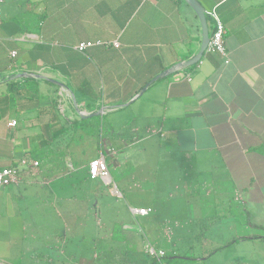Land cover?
Listing matches in <instances>:
<instances>
[{
  "label": "crops",
  "instance_id": "0c3cea01",
  "mask_svg": "<svg viewBox=\"0 0 264 264\" xmlns=\"http://www.w3.org/2000/svg\"><path fill=\"white\" fill-rule=\"evenodd\" d=\"M29 1L32 16L25 15L21 23L1 7L0 169L25 157L38 166L23 170L17 185L0 189L2 237L24 233L26 219L42 227L50 200L62 204L72 219L76 204L82 207L83 201L101 195L139 203L130 183L163 172L185 174L186 184L173 204L178 209L172 235L152 230L153 246L168 238L170 252L180 254L184 238L201 239L202 249L208 240L212 255L217 248L235 247L243 238L236 234L240 208H264V0H197L206 12L209 36L215 25L209 14L223 24L228 62L205 52L196 65L158 80L141 96L150 80L200 49L201 26L184 0ZM81 43L91 46L79 52ZM24 73L34 77H17ZM24 80L35 81L37 88L25 86ZM12 121L16 125L9 127ZM101 153L119 196L111 185L88 176V163ZM52 155L63 159L64 171L49 170ZM84 158L86 184L81 185L72 175ZM124 168L133 169L132 175L117 171ZM224 184L231 191L227 201L191 202L190 190ZM127 208L133 221L156 213L154 204ZM134 208L151 213L132 216ZM127 230L140 239L148 260L144 242L150 239L138 224H124L123 233ZM129 235L128 245H117L125 254L121 264H134L126 258L137 251ZM217 238L222 245L214 248ZM113 248L93 253V259L106 264L103 257L113 255ZM188 250L183 255L191 256ZM201 253L199 260L208 256Z\"/></svg>",
  "mask_w": 264,
  "mask_h": 264
},
{
  "label": "rangeland",
  "instance_id": "374dc122",
  "mask_svg": "<svg viewBox=\"0 0 264 264\" xmlns=\"http://www.w3.org/2000/svg\"><path fill=\"white\" fill-rule=\"evenodd\" d=\"M2 5L8 10L10 19L19 23H21L22 18L25 20L26 17L30 18L32 16L29 11L32 9V4L29 0H3ZM22 10H24V13L21 17L20 13ZM25 15L26 17H24ZM60 115L62 116L59 112ZM101 128L103 130L107 128L105 122H103ZM157 139L153 138L155 141ZM154 143L157 145L158 141ZM140 146L143 145L141 144ZM137 148L138 146H136ZM52 156L51 169L49 170L64 171L66 166L63 163V159L57 158V155ZM86 160L87 158L81 159L80 167H78L79 170L76 174L72 175L74 179L80 181L81 185L86 184L83 179L82 169ZM110 169L113 171V167H110ZM120 170H123L125 176H130L132 173L129 170L133 169L124 168L117 171ZM161 171H164V169H161ZM185 184L186 176L183 173L179 174V176L166 175L163 172L158 175L140 176L137 181L130 183V187L136 189V191H133L132 197L135 198V201H139V203L128 202L125 199L108 198L101 195L99 199L91 198L90 200L83 201L82 207L76 204L73 207V212L76 213L73 219L65 214V207L62 204L58 205L53 200H50L51 202H49L47 207L48 213L43 216L44 223L42 227L39 224L36 225V221L33 222L26 219L28 223L25 221L27 224H24V233H21L25 239L16 231L9 234V237H6V239L0 234V264H80L81 262L82 264H102L97 263L93 259L92 254L100 252L106 247L110 248L113 245L112 253L115 257L120 259L122 256L125 257V254H121L117 245H121L123 242L128 245L125 238L127 234H130L129 236L134 238L132 240L133 246L137 251L134 252L135 254L126 255V258L134 264L149 263L143 253L140 239L132 231L127 230L129 233H123V225L134 224L137 226L138 224L150 239V242H153L150 237L153 235L152 230L159 232L162 237L170 238L172 233L170 235L169 231L176 225L172 224V219L175 216V211L178 209L173 204L178 202V195L182 193V188H185ZM118 187L121 191L120 184H118ZM75 193L77 196H81L84 192ZM190 193L193 194L191 195V202L193 204L199 203L201 199L204 201L214 199L224 202L231 195L230 189L225 184L199 187V189L190 190ZM153 197L157 199L154 202H152ZM161 199H167L168 202H163ZM151 204L155 206L156 213L154 217L139 219L138 221L132 220L128 213L127 207L129 205L133 207H148ZM196 208L194 209L197 210ZM205 209L208 214L209 208ZM247 209H250V211L248 212ZM240 211L241 214L237 216L236 234L243 238L236 243L235 247L223 248L217 251V254L212 255L208 240L205 242L206 246L202 249L201 244L203 241L201 239L192 241L181 238L183 240L179 242L180 255L185 254L188 249H191L188 250L191 257L200 259L203 257L201 251H205V256L208 255L207 259L200 260L199 263L194 262L195 264H264V240L262 239L264 238V208H246L243 210L240 208ZM209 213L211 215L212 211ZM255 222L260 224L261 227L253 228L251 224ZM187 224L182 223L179 225L185 227ZM37 227H40L39 230ZM230 232L226 231V233ZM249 235L254 238H247ZM168 238L160 240L163 244L159 241L160 249L164 252L171 250V246L169 245L170 239ZM1 239L3 240L1 241ZM213 241L215 244L213 247L216 248L222 245L221 242L223 240L217 238ZM226 241H229V239L224 240V243ZM104 259H112V256L111 258L110 256H104ZM194 263L176 261L175 264Z\"/></svg>",
  "mask_w": 264,
  "mask_h": 264
},
{
  "label": "built area",
  "instance_id": "2783aa9c",
  "mask_svg": "<svg viewBox=\"0 0 264 264\" xmlns=\"http://www.w3.org/2000/svg\"><path fill=\"white\" fill-rule=\"evenodd\" d=\"M168 1H176V0H168ZM2 4L3 0H0V24L2 22ZM215 22L214 30L209 36V42L207 48L205 50L206 53H218L224 59L225 62H228L227 52L225 50V41L224 36L226 30L223 24L215 17L214 14H209ZM114 47H117V43H113ZM90 43H81L77 46V51L82 52L86 48L90 47ZM15 53H11V57L14 56ZM16 123L14 121L9 122V127H14ZM109 151V150H108ZM107 152V151H106ZM38 166V162L34 161L30 158H22L16 166H8L0 169V189L9 187L12 185H17L19 182L20 173L23 170L34 168ZM88 176L90 179L101 180L106 186L111 185L112 193L119 196V192L116 190V187L113 185L111 180V175L107 167L106 158L103 153L94 160H91L88 163ZM132 216L146 217L151 213L150 209L146 208H134L130 209ZM144 252L149 257V259L160 260L164 256V252L160 249L155 248L148 240L144 242Z\"/></svg>",
  "mask_w": 264,
  "mask_h": 264
},
{
  "label": "water",
  "instance_id": "95a60500",
  "mask_svg": "<svg viewBox=\"0 0 264 264\" xmlns=\"http://www.w3.org/2000/svg\"><path fill=\"white\" fill-rule=\"evenodd\" d=\"M184 2L194 11V13L196 14L200 26H201V35H202V40H201V45H200V49L198 51L197 54H195L191 59L184 61V62H179L177 64H175L174 66H172L171 68H169L168 70H165L164 72H162L161 74H159L158 76H156L155 78H153L152 80H150L139 92L138 96H141L146 90L147 88L152 85L153 83L157 82L160 79H164L174 73L183 71L191 66L196 65L202 58V56L205 53V50L207 48L208 42H209V32H208V28H207V15L206 12L204 10V8L198 3L197 0H184ZM17 77L19 78H31L34 77V75H30V74H20ZM37 78H41L43 80H45L46 82L55 85L59 88H64L66 89V87L55 80L52 79H48V78H44V77H40V76H36ZM74 100V99H73ZM75 103V100H74ZM97 115V114H95ZM83 118V117H82Z\"/></svg>",
  "mask_w": 264,
  "mask_h": 264
},
{
  "label": "trees",
  "instance_id": "16d2710c",
  "mask_svg": "<svg viewBox=\"0 0 264 264\" xmlns=\"http://www.w3.org/2000/svg\"><path fill=\"white\" fill-rule=\"evenodd\" d=\"M24 82V84H25V86H27L28 84H30V83H32L33 84V87H34V89H36L37 88V84H36V82L35 81H33V80H24L23 81ZM150 86H152V85H150ZM149 86V87H150ZM38 90V89H37ZM263 240H264V238H262ZM114 242H116L115 240H114ZM156 247H157V249H160L161 247H160V245L159 244H156ZM226 247H228V246H224V247H220V248H217L216 250H215V252H217V251H219V250H221V249H223V248H226ZM113 250V249H112ZM122 252H124V251H122ZM164 252V251H163ZM111 253V252H110ZM112 256V259H107V262H106V264H121V262H119V259L120 258H117V257H115V255L113 254V255H111ZM111 256H110V258H111ZM100 256H98L97 258H99ZM208 257V256H207ZM207 257L205 258V259H207ZM205 259H203V260H205ZM148 261H149V263H146V264H175L176 263V261H181V262H190V263H198L200 260L199 259H196V258H193V257H191V256H187V255H180V254H174L173 252H170V251H165L164 252V256H163V258H161L160 260H155V259H148ZM194 263V264H195Z\"/></svg>",
  "mask_w": 264,
  "mask_h": 264
}]
</instances>
